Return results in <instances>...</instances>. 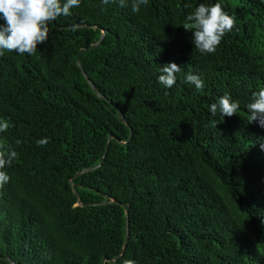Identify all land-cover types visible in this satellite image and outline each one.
I'll use <instances>...</instances> for the list:
<instances>
[{"label":"trees","instance_id":"1","mask_svg":"<svg viewBox=\"0 0 264 264\" xmlns=\"http://www.w3.org/2000/svg\"><path fill=\"white\" fill-rule=\"evenodd\" d=\"M217 2L236 24L202 54L183 25ZM70 11L35 55H0V151L18 154L0 187V264H264V128L247 110L264 88V0ZM169 62L181 71L166 88ZM225 92L231 117L210 112Z\"/></svg>","mask_w":264,"mask_h":264},{"label":"clouds","instance_id":"2","mask_svg":"<svg viewBox=\"0 0 264 264\" xmlns=\"http://www.w3.org/2000/svg\"><path fill=\"white\" fill-rule=\"evenodd\" d=\"M81 0H0V55L4 50L16 51L20 55H35L40 44L47 41L50 25L61 16H70L71 9L79 7ZM108 4L109 0H102ZM125 5L127 0H120ZM149 0H131L132 11L139 13L142 6ZM236 24V17L224 10L222 4L217 2L212 5L201 3L194 12L189 14L183 27L193 32L192 43L195 49L202 54H213L221 44L223 38L231 32ZM181 67L175 62L160 66L158 80L166 88H171L176 83V73ZM185 82L194 85L197 91H202L205 82L199 75L188 72ZM240 107L239 101H234L230 93L225 92L212 103L210 112L215 114L217 109L223 116L231 117L237 114ZM250 121L258 122L264 128V88L254 92L251 101L247 104ZM9 128L7 120L0 122V132ZM47 138L37 141L38 146H45ZM20 143L19 140L16 141ZM17 152L8 150L0 151V187L7 184L11 177L6 168L11 166L17 157ZM120 264H136L132 259H122Z\"/></svg>","mask_w":264,"mask_h":264},{"label":"water","instance_id":"3","mask_svg":"<svg viewBox=\"0 0 264 264\" xmlns=\"http://www.w3.org/2000/svg\"><path fill=\"white\" fill-rule=\"evenodd\" d=\"M54 23V22H53ZM56 28L57 29H62V28H64L63 26H56ZM105 33V31H103V34ZM103 36V35H102ZM102 39V37L100 38V40ZM99 40V41H100ZM99 43V42H98ZM97 43V44H98ZM94 47V45H90V46H87L86 48L87 49H92ZM76 57H78V55L76 56ZM80 69L82 70V68L80 67ZM84 76L86 77V74H84ZM87 78V77H86ZM88 83H89V85H90V87L92 88V90L98 95V96H101L100 95V93H99V91L96 89V87L94 86V84L90 81V80H88ZM121 119H122V121H123V123L126 125V126H128L129 128H130V137L132 136V129H131V127L129 126V123H128V121L125 119V117H123V116H121ZM114 136L112 135V134H108V137H107V144H106V150H107V147H108V144H109V140L110 139H112ZM127 144V142H124L123 143V145H126ZM103 159H104V156L102 157V159L100 160V163H99V165L102 163V161H103ZM96 167H92V168H89V169H84L83 171H81V173H84V172H87V171H89V170H93V169H95ZM80 173H77V174H75V176H78ZM114 203H116V204H118V205H120L123 209H124V211H125V215H126V222L128 223V214H129V204L128 203H123V202H120V201H117V200H115L114 201ZM127 241H128V229L126 230V234H125V241H124V245H123V250L126 248V245H127Z\"/></svg>","mask_w":264,"mask_h":264}]
</instances>
